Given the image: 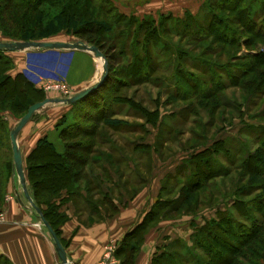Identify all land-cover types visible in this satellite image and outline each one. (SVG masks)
<instances>
[{
    "label": "rangeland",
    "instance_id": "374dc122",
    "mask_svg": "<svg viewBox=\"0 0 264 264\" xmlns=\"http://www.w3.org/2000/svg\"><path fill=\"white\" fill-rule=\"evenodd\" d=\"M101 1L91 0L87 7L94 19L106 20L114 31L91 26V32L61 31L35 40H90L115 60L106 58L110 75L99 90L74 105L48 103L32 116L19 136L25 172L32 151L25 131L44 123L45 136L57 151L64 152L66 143H81L74 153L88 161L77 185L81 199L65 190L51 198L66 220L65 202L72 201L75 213L88 224L115 213L113 207L133 198L142 186L160 187V217L153 225L169 222V240L156 251L160 259L155 264H264V0H206L195 14L185 11L180 17H143L115 8L111 0L110 14H100L95 6ZM58 9L46 7L47 14L40 13L42 25ZM130 17L137 20L139 40L120 36L116 29V23L125 26ZM8 19L0 18V40H20L26 18ZM146 20L152 21L149 28ZM35 22L28 26L35 28ZM146 31L150 35H143ZM71 51H22L23 59L24 53H57L47 67L46 61L33 63L30 69L36 75L22 72L44 98L77 93L64 79ZM16 52H0L11 60L8 73L13 77L23 60L16 59ZM23 113L14 107L0 112L2 142L10 141L9 132ZM63 116L66 124L57 128ZM107 116L125 122L108 127L102 122ZM1 159L13 164L11 148ZM9 183L37 220L31 224L47 233L14 167L3 186L4 202L14 194L13 189L7 193ZM41 207L49 209L44 202ZM94 211L96 216H88Z\"/></svg>",
    "mask_w": 264,
    "mask_h": 264
},
{
    "label": "crops",
    "instance_id": "0c3cea01",
    "mask_svg": "<svg viewBox=\"0 0 264 264\" xmlns=\"http://www.w3.org/2000/svg\"><path fill=\"white\" fill-rule=\"evenodd\" d=\"M111 1L115 8L119 10L128 8L143 17L147 14L152 16L171 14L180 17L185 11L195 14L202 2L206 0ZM16 54V59H19L23 53L17 51ZM24 54L25 58H21L23 60L20 61L21 65H18L17 72L28 75H36L30 69L34 62L39 61L42 65L46 61L43 67H47V62L52 64L57 58L55 52ZM49 59H52V62ZM101 66L102 63L92 53L73 50L67 57L64 79L78 92L99 78ZM34 126L27 127L25 131L27 135L25 144L30 145V149H33L38 140L46 134L43 131L44 123L34 124ZM18 142L20 145L19 137ZM7 187V193L9 194L13 189L14 194L12 198H6L4 202L5 221L0 223V259H6L9 264H61L54 241L48 231L46 233L43 229L31 224L37 220L32 217V211L26 205L25 199L20 203L14 186L9 183ZM159 191L160 187L142 186L133 198L125 197L123 203L116 204L117 211L114 214L108 217L101 215L100 218L96 217L97 219H93L92 223L88 224L81 221L80 214L75 213L72 201L65 202L63 207L68 217L66 222L59 226V239L64 246L68 263L96 264L103 255L105 245L111 240L116 241L120 258L123 257L128 244L134 239L130 233L151 210ZM168 224L169 222L162 221L148 229L134 255L133 264L152 262L158 248L162 247L163 243H168Z\"/></svg>",
    "mask_w": 264,
    "mask_h": 264
},
{
    "label": "trees",
    "instance_id": "16d2710c",
    "mask_svg": "<svg viewBox=\"0 0 264 264\" xmlns=\"http://www.w3.org/2000/svg\"><path fill=\"white\" fill-rule=\"evenodd\" d=\"M82 1L83 0H0V18L2 15H4V18H9L8 20L10 21L8 22L10 23L14 18L17 17L23 16L26 18V24H22L23 26L21 28H23V30L20 31L18 36L20 40L23 41H35L41 38H48L61 31H66L68 33H80L81 30L84 32H91L90 30H93L91 29V26H95L99 32L101 31L109 33L114 31L113 27H111L106 20L96 18L94 19L93 12H91L87 7V2H91V0H85L83 3H81ZM109 1L110 0H102L98 7L95 6V8L98 10V13L107 15L110 14L111 9L107 7ZM46 7H55L59 9L56 11V13L50 14V16L47 17L44 24L42 25V19L40 15L42 13H46ZM37 12L38 15H33ZM4 13H10L11 15H6ZM19 14L22 16H18ZM239 14L242 13L240 12ZM32 21H36L35 25L37 26L35 28L28 26V24ZM151 22L152 21L146 20L144 23L146 27L149 28L151 26ZM136 23L137 20H135L134 17H130L128 18L125 26H120L118 23H116V29H118L117 31L121 32L119 33L120 36L124 34L125 36H130L131 38L134 37L135 40H139L138 36L141 33L140 31H135ZM141 26L142 25H139V28L142 29ZM124 27L125 29H123ZM3 33L9 35L4 29ZM152 33L153 31L151 30V34ZM146 34L150 35L149 31L143 32V35ZM87 44L98 47L108 60L111 58L115 60V57L110 56V53L105 52L103 47H101L99 44H95L90 40L87 41ZM114 49L115 48L113 47L110 50ZM120 54H125V48L120 50ZM131 55L136 56V61L133 62L134 67L138 66L139 59L137 55H135L134 52ZM108 64L109 74L107 80L109 79L111 70L110 61ZM126 65L129 67L132 66L130 64ZM139 67L141 66L139 65ZM11 68V60L2 57L0 53V107H2L0 112H2L4 109L14 107L20 112H24V115L30 105L35 102L42 101L45 98L43 97V92L39 89H36L34 87V83L24 76L23 73H18L15 77L11 76L8 73ZM142 68L146 67L142 66ZM19 86L20 88L16 90V88ZM29 91L34 93V97L29 94ZM82 100L76 103H79ZM102 122L108 127H118L123 125L125 121L112 116H107L102 119ZM65 124L66 118L63 116L61 121L57 124V128L64 126ZM10 144V141L8 143L2 142L0 137V212L3 211L4 207L5 189L3 186L7 182L10 172L13 170L12 160H3L1 159V156H3L5 149L11 148ZM64 146V152H59L57 151L54 142L50 141L47 136L40 138L36 146L32 149L27 157V166L25 172L28 183L27 188L30 197L32 198L35 205L41 209L42 215L52 226L58 237L60 233L59 226L61 222L66 220V218L64 215L57 213V208L53 203H51V198L58 196L62 190H65L66 192H69L70 196L72 195L73 197H78L81 199L77 185L78 180H80L82 176H85L84 169L88 163V161L83 159L81 155L74 153V150L81 147V143H73V146L72 144L68 145V143H66ZM196 189L197 187L195 190ZM134 194L135 192L132 193V196ZM105 198L108 199L107 195ZM43 202L49 207V209H42L41 205ZM157 204L159 205L158 200L154 203L151 210L146 213L142 222L136 226L132 233H130L134 239L128 244L127 250L124 251V256L121 257L122 259L119 255L120 251L117 249L116 255L122 260V264H133L134 255L137 252L145 233L150 227L155 226L153 224H155V222L160 217L158 210L159 207ZM116 211L117 207L114 206L113 212ZM83 212L87 211L83 210ZM95 214H97L96 211L89 212L88 216H96ZM158 258L160 259V255H155L150 264H155V260H159ZM0 264L9 263L6 261V259H0Z\"/></svg>",
    "mask_w": 264,
    "mask_h": 264
},
{
    "label": "water",
    "instance_id": "95a60500",
    "mask_svg": "<svg viewBox=\"0 0 264 264\" xmlns=\"http://www.w3.org/2000/svg\"><path fill=\"white\" fill-rule=\"evenodd\" d=\"M80 50V51H88L92 53L95 57L101 58L103 60L102 62V70L99 75V78L92 84L86 86L85 88L81 89L71 97L67 98H45L42 101H38L30 105L26 111V113L19 119L18 123L10 130L9 132V138L11 143V149H12V157H13V167L15 174L17 175L19 179V183L22 187L24 196L26 200L35 208L36 212L40 216L44 226L46 227L48 233L52 237L55 245V249L57 252V255L61 261V264H69L64 246L62 242L60 241L58 235L52 228V226L47 222V220L42 215V211L39 207L35 205L32 198L30 197L28 188H27V178L26 173L24 169V161H23V155L22 151L18 142V137L22 129L28 124V122L31 120L32 116L39 111L41 108H43L48 103H63L72 105L96 90H98L107 80L108 74H109V64L108 61L104 55V53L95 45H88L82 41H76V42H49V41H23V40H14V41H7V40H1L0 41V51L1 52H13V51H25V50ZM18 201L22 203V200L18 197Z\"/></svg>",
    "mask_w": 264,
    "mask_h": 264
},
{
    "label": "built area",
    "instance_id": "2783aa9c",
    "mask_svg": "<svg viewBox=\"0 0 264 264\" xmlns=\"http://www.w3.org/2000/svg\"><path fill=\"white\" fill-rule=\"evenodd\" d=\"M5 221V215L0 212V223ZM118 245L115 240H111L108 245L105 246L103 255L97 264H121L120 260L116 256Z\"/></svg>",
    "mask_w": 264,
    "mask_h": 264
}]
</instances>
